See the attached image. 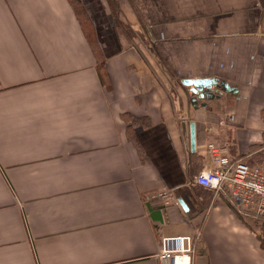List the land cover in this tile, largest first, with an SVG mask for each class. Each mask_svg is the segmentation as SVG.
I'll return each instance as SVG.
<instances>
[{
    "label": "crops",
    "instance_id": "obj_1",
    "mask_svg": "<svg viewBox=\"0 0 264 264\" xmlns=\"http://www.w3.org/2000/svg\"><path fill=\"white\" fill-rule=\"evenodd\" d=\"M81 1L110 90L67 0H0V264H158L162 238L197 232L191 264H264L246 215L193 183L208 143L264 158V0H112L179 81L237 90L195 109L108 0ZM125 113L151 122L142 156Z\"/></svg>",
    "mask_w": 264,
    "mask_h": 264
},
{
    "label": "built area",
    "instance_id": "obj_2",
    "mask_svg": "<svg viewBox=\"0 0 264 264\" xmlns=\"http://www.w3.org/2000/svg\"><path fill=\"white\" fill-rule=\"evenodd\" d=\"M211 167L199 172L193 183L223 195L238 213L250 212L264 219V160L251 165L233 160L224 146L206 145ZM200 238L176 236L161 239L158 264H191L193 242Z\"/></svg>",
    "mask_w": 264,
    "mask_h": 264
},
{
    "label": "trees",
    "instance_id": "obj_3",
    "mask_svg": "<svg viewBox=\"0 0 264 264\" xmlns=\"http://www.w3.org/2000/svg\"><path fill=\"white\" fill-rule=\"evenodd\" d=\"M108 1H109V5L111 8V13H112V18H113L115 28L118 34L126 41V43L129 46L136 47L138 50H140V47H142L143 49L145 48L147 53L157 60L159 65L162 67L163 71L167 73L173 79L174 83L178 87H181L182 89L186 90V93L188 95H189V92L192 95L190 88L187 86H184L181 83V81H179L175 77V75L171 72V70L166 66L165 62L161 59L159 53L156 50L155 43L153 42L151 38L149 30L142 24H141V27H139V29H135V30L132 29L120 17V11L117 7V4L112 0H108ZM67 2L69 3L73 11V14L80 26L81 32L86 40V43L88 44V47L93 53V56L96 61V73H97L99 82L106 90H110L111 85H110L107 71L105 69V57L99 46V42L97 40L94 25L85 7L83 6L80 0H67ZM139 52L141 53L142 57L146 55L145 52H142L141 50ZM217 95L218 94L214 95L213 98L209 100H214L215 98H218ZM122 117H123V120L128 124L127 129H126L128 139L134 144L140 156H142V149L134 136L133 130L137 126H141V127L150 126L151 125L150 120L147 117H134L128 113L123 114ZM262 118L264 120V111L262 113ZM261 151L264 152V146ZM263 160L264 158L261 160L254 161V162H250L246 160H243V161L251 165H254V164H259L263 162ZM234 210L240 219L244 220V218L242 217V214L246 215V218L248 220H244V222L246 223L250 222L251 226L253 225L255 229L258 228L261 231V233L258 234V239H259L261 247L264 249V219L260 216L255 215L254 213H250V212L238 213L235 208Z\"/></svg>",
    "mask_w": 264,
    "mask_h": 264
},
{
    "label": "water",
    "instance_id": "obj_4",
    "mask_svg": "<svg viewBox=\"0 0 264 264\" xmlns=\"http://www.w3.org/2000/svg\"><path fill=\"white\" fill-rule=\"evenodd\" d=\"M184 86L190 88L192 96L190 98L191 106L197 107L198 100H209L213 98L215 94L219 93H226L235 95L237 90L233 87L229 86V84L217 81L216 79L212 78H203V79H186L182 80L181 82ZM203 105V104H202ZM193 127H191L190 138H191V145H193Z\"/></svg>",
    "mask_w": 264,
    "mask_h": 264
},
{
    "label": "rangeland",
    "instance_id": "obj_5",
    "mask_svg": "<svg viewBox=\"0 0 264 264\" xmlns=\"http://www.w3.org/2000/svg\"><path fill=\"white\" fill-rule=\"evenodd\" d=\"M81 1V0H80ZM81 3H82V1H81ZM108 3H109V1H108ZM83 4V3H82ZM84 6V5H83ZM253 229H254V227H253ZM255 230H257V233L258 234H260L261 233V231L257 228V229H255Z\"/></svg>",
    "mask_w": 264,
    "mask_h": 264
},
{
    "label": "flooded vegetation",
    "instance_id": "obj_6",
    "mask_svg": "<svg viewBox=\"0 0 264 264\" xmlns=\"http://www.w3.org/2000/svg\"><path fill=\"white\" fill-rule=\"evenodd\" d=\"M218 95H217V97H220L221 95H223L224 93H217ZM216 95V94H215Z\"/></svg>",
    "mask_w": 264,
    "mask_h": 264
}]
</instances>
